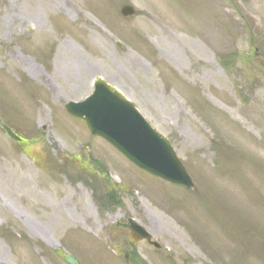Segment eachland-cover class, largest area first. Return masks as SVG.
Returning <instances> with one entry per match:
<instances>
[{"label": "rangeland", "instance_id": "obj_1", "mask_svg": "<svg viewBox=\"0 0 264 264\" xmlns=\"http://www.w3.org/2000/svg\"><path fill=\"white\" fill-rule=\"evenodd\" d=\"M96 79L168 138L194 190L66 110ZM131 220L150 241L131 242ZM66 254L264 264V0H0V264Z\"/></svg>", "mask_w": 264, "mask_h": 264}, {"label": "water", "instance_id": "obj_2", "mask_svg": "<svg viewBox=\"0 0 264 264\" xmlns=\"http://www.w3.org/2000/svg\"><path fill=\"white\" fill-rule=\"evenodd\" d=\"M122 13L132 15L134 9L124 6ZM66 108L74 116L84 119L93 134L104 137L139 167L171 183L194 187L169 141L151 127L130 101L105 81L97 80L93 93L87 99L67 103ZM5 129L11 137L21 140L10 128ZM129 228L133 241L148 237L134 223ZM66 259L76 263L70 257Z\"/></svg>", "mask_w": 264, "mask_h": 264}, {"label": "bare ground", "instance_id": "obj_3", "mask_svg": "<svg viewBox=\"0 0 264 264\" xmlns=\"http://www.w3.org/2000/svg\"><path fill=\"white\" fill-rule=\"evenodd\" d=\"M31 67H30V69H29V71H30V73L32 74V75H34V74H37V76H39V70L37 69V67L36 66H34V65H32L31 63H29V62H27ZM42 117L40 116V119H41ZM91 210H92V204H90V205H87L86 206V208H85V211H86V213L87 214H90L91 213ZM86 225V224H85ZM29 227H30V229L32 228V226L31 225H28ZM33 232H36L38 235H40V236H42L41 234H43L42 232H43V230H40V229H31ZM44 237V236H43ZM43 239H45V237L43 238ZM182 241V240H181Z\"/></svg>", "mask_w": 264, "mask_h": 264}]
</instances>
